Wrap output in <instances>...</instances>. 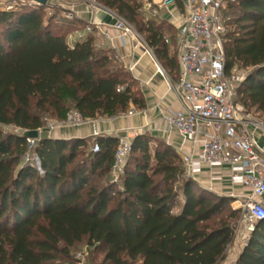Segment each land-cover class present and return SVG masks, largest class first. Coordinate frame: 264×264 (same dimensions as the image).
<instances>
[{"label":"trees","instance_id":"obj_1","mask_svg":"<svg viewBox=\"0 0 264 264\" xmlns=\"http://www.w3.org/2000/svg\"><path fill=\"white\" fill-rule=\"evenodd\" d=\"M96 1L144 34L171 80L178 79L173 25L168 37L156 17L146 20L142 0ZM49 7L50 1L0 10V264H67L83 243L103 253L101 264H219L241 209L232 207L233 197L187 176L183 156L167 142L136 137L115 181L118 137L41 135L30 148L20 133L4 130H41L49 113L66 120L77 110L93 120L147 107L115 51L99 47L94 32L70 44L84 22L63 16L58 22L47 16ZM225 15L227 71L248 70L236 102L264 116V0H238ZM153 141L161 147L153 150ZM31 153L38 165L26 160ZM87 261L93 264L90 254ZM235 264H264V220Z\"/></svg>","mask_w":264,"mask_h":264},{"label":"built area","instance_id":"obj_2","mask_svg":"<svg viewBox=\"0 0 264 264\" xmlns=\"http://www.w3.org/2000/svg\"><path fill=\"white\" fill-rule=\"evenodd\" d=\"M21 1L31 3L29 0ZM237 1L183 0L185 12L178 18L180 73L177 80L169 82L181 108L168 112L164 121L167 132L175 129L185 141L201 143L197 157L192 154L183 156L187 176L196 179L203 165L227 168L234 184L250 189L246 199L237 207L241 209V218L235 229V239L242 237L246 245L257 223L264 220V202L257 200L264 197V150L259 148L250 132L251 127L264 130V122L242 112L236 102L238 89L248 70L235 68L228 73L226 67L228 26L225 12L230 4ZM175 4L176 0H161L149 6L152 15L158 16ZM15 7L11 0H0V10ZM67 17L72 19L73 14L68 13ZM114 26L120 31L122 40L129 36L140 38L134 26L122 17ZM91 30L88 28V31ZM144 43V48L153 52ZM159 72L165 74L161 66ZM134 113L135 110H130L127 114ZM88 121L77 110L70 111L66 119L74 126L85 125ZM141 134H144L141 130L128 129L125 135L119 137L112 171L115 181H120L133 140ZM97 136L100 133L95 127L94 137ZM27 141L29 147L34 148L37 140ZM100 149V144L95 143L93 150L98 152ZM26 160L30 157L27 156ZM87 255H80L74 264H90Z\"/></svg>","mask_w":264,"mask_h":264},{"label":"crops","instance_id":"obj_3","mask_svg":"<svg viewBox=\"0 0 264 264\" xmlns=\"http://www.w3.org/2000/svg\"><path fill=\"white\" fill-rule=\"evenodd\" d=\"M65 9L66 13L73 14V18H78L84 22L78 30L70 34V44H74L79 38L94 32L97 37L96 44L101 48H112L118 59L138 80L146 99L147 107L138 109L133 106L130 110H135V113L132 115L126 113L116 117H98L89 120L88 124L72 129L52 127L50 130L47 129L44 135L62 139H93L94 130L97 127L100 136L119 138L125 135L128 129H135L152 136L164 138L182 156L192 154L197 157L201 151V143L194 144L191 141H185L175 129L170 132L166 131L164 116L170 111L180 109L181 104L175 93L170 89V76L154 52L147 51L144 48V41L140 38L137 39L135 36H129L122 40L120 31L114 26L120 16L96 0H75L65 6ZM184 12L185 6L183 2L182 7L175 4L159 15L167 19L175 27L178 46V18ZM88 28L92 30L88 31ZM159 66L165 70L164 75L159 72ZM250 132L259 148L264 150V130L251 127ZM41 135H43L42 132H40ZM196 179L204 187L215 193L233 197L236 204H240L244 200V196L250 193L249 188L232 182L231 173L227 168L203 165L202 171L196 176ZM257 200L264 202V197ZM244 246L245 243L242 237H237L229 246V256L226 255L219 264H235Z\"/></svg>","mask_w":264,"mask_h":264},{"label":"rangeland","instance_id":"obj_4","mask_svg":"<svg viewBox=\"0 0 264 264\" xmlns=\"http://www.w3.org/2000/svg\"><path fill=\"white\" fill-rule=\"evenodd\" d=\"M73 1H75V0H50V7L46 10L47 16L55 17L56 20L58 19L57 20L58 22H59V19H61V16L66 17L67 19H71V18L67 17L68 13H66L67 11L65 9V6H67L70 2H73ZM142 1L144 2L145 8H146L145 19L148 20V19H151L153 17H156L155 19L157 20L158 24L161 25L164 29H166V31L168 33H170V35L168 37L173 36L174 30H172V31L169 30V26L171 25L170 22L167 19L160 17L159 15L153 16L151 11H150L149 5H154V3H159L161 0H142ZM11 3H14L16 7H21L23 5H27L30 2H28V1L22 2L21 0H11ZM176 4H177V1H176ZM161 13L162 12H160V14ZM227 17L228 16H226V18ZM134 29L136 30L135 26H134ZM136 32L139 34L141 40L146 42L144 34L139 33L137 30H136ZM172 43L173 42L170 39V44H172ZM176 48L178 49V53H179V46L177 45V42H176ZM241 111L243 112L242 108H241ZM250 115L252 117H254L256 120L264 122V116L260 112H256L255 110H253L250 113ZM43 118H44L45 126L40 130V132H42L43 135L46 133L45 131H47V129L50 130L52 128V126L55 128L60 127V128H65V129H72V128L78 127V126H74V125L67 123L66 120H59L58 117L53 113L44 114ZM85 124H88V123H85ZM4 130L6 132L11 131V132L20 133V134L22 133V130L15 128V127H12V126H6V127H4ZM153 137H155V139H158L160 141L167 142L164 138H162L160 136H153ZM93 146H94V141L92 140L90 142V147H93ZM151 147L154 150L157 147H161V143H156L155 141H153L151 144ZM29 157H30V160H32V161H34V163H36V165L39 164L38 159L34 154L31 153L29 155ZM245 199H246V195L244 196V200ZM231 205H232V207L237 208L239 204L238 203L236 204L233 201ZM229 251L230 250H228L226 253V255H228V256L230 253ZM86 253L90 254V258H91V261L93 264H101V261L103 259V253L102 252H94L93 254L90 253V250L85 243L80 244V245L75 247V249L73 250V259H71V261H69L67 264H74L78 260L80 255L86 254ZM61 264H66V263H61Z\"/></svg>","mask_w":264,"mask_h":264},{"label":"water","instance_id":"obj_5","mask_svg":"<svg viewBox=\"0 0 264 264\" xmlns=\"http://www.w3.org/2000/svg\"><path fill=\"white\" fill-rule=\"evenodd\" d=\"M38 5L46 6L49 4L50 0H29ZM21 136L26 139H40V130H23Z\"/></svg>","mask_w":264,"mask_h":264}]
</instances>
